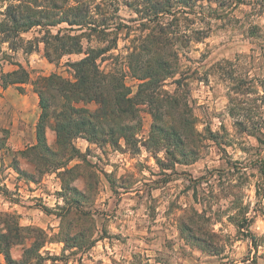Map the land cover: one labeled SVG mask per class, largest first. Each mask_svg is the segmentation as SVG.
I'll use <instances>...</instances> for the list:
<instances>
[{
  "label": "rangeland",
  "instance_id": "374dc122",
  "mask_svg": "<svg viewBox=\"0 0 264 264\" xmlns=\"http://www.w3.org/2000/svg\"><path fill=\"white\" fill-rule=\"evenodd\" d=\"M80 2L96 31L57 23L79 6L72 0H0L7 27L9 6L41 20L19 37L0 34V234H10L6 219L23 228L14 226L23 243L11 257L26 260L38 234L41 258L27 263L264 264V0ZM153 2L168 13L153 16ZM58 30L77 37L80 52L49 62L43 43ZM91 48L103 49L96 62L115 76L113 92L133 98L130 114L94 121L99 104L77 102L70 120L85 126L60 148L53 125L69 102L51 88L37 144L34 81H74L70 62ZM16 64L30 81L2 88ZM120 124L130 126L125 137L108 133Z\"/></svg>",
  "mask_w": 264,
  "mask_h": 264
},
{
  "label": "trees",
  "instance_id": "16d2710c",
  "mask_svg": "<svg viewBox=\"0 0 264 264\" xmlns=\"http://www.w3.org/2000/svg\"><path fill=\"white\" fill-rule=\"evenodd\" d=\"M72 1H74L75 3H80L79 6H70L69 10L72 9L71 13L69 15L66 14L62 18H59V22H56H67L68 25L79 26L86 24L92 30L96 31V27L100 26L97 23L95 24L94 20H92L93 18H91L90 16L92 8L91 5L86 2H80V0ZM81 5H83V8L80 7ZM19 8L20 9H18V6H14L13 8H10L9 6L7 9V11L9 12L11 10L9 14L7 13L5 15L8 16V20L11 23L10 27L6 26V22H0V34H3V39H5V41H7L10 36L19 37V29H28L34 25H39V22L41 21L37 18L32 19L26 14H23L24 7L21 4H19ZM16 9L18 10L17 12H15ZM150 9L153 16L155 17H160L163 14L168 13L167 7L161 2H153ZM104 28L107 27L104 25ZM151 38L153 46H157L161 44L164 36L159 33L152 36ZM66 39H68L69 41H67ZM43 44V55L49 62L59 60L65 54L80 52L77 37L70 35H61L60 30H58L56 34H48ZM101 52H103V49L94 50L93 48H91L84 57L80 58L77 61L70 62V66L73 69L72 76L74 78V81L66 80L56 74H51L49 76H40L37 78V80L34 81L40 99L39 106L42 110L40 114V121L36 127L37 144L42 145L44 140L43 121L46 119V117H48L44 94L51 88L56 89L57 92L62 95L64 101L69 102V104L67 103L68 110L66 112L58 113L56 123H54L53 125L56 131V142L58 146H65V144L70 139L71 131L73 130V128L75 129V133H82L81 126H85V120H70V115L79 112L80 110L78 108H75V104L77 102L86 101L96 102L99 104V110L88 113L90 119L94 121H97V118H99L107 122H114L115 120H120L121 122L130 114V103L132 102L133 98L129 97L128 94L123 93L121 90H116V92H113V89L117 87V85H114V83H112L113 81H115V76L99 70L98 64L96 62L99 56L98 54ZM16 65L17 69L7 72L3 75L5 84L1 86L2 88H5L7 85L23 84L30 81L28 71L20 64ZM8 75H13L15 77L13 79L8 78ZM145 76L146 74L142 75V78L145 79ZM123 87L125 88V86ZM92 120L89 121L92 122ZM126 127L130 126L123 124L118 125L116 128L114 126H110V128L108 129V133L120 132L122 134L121 131H124ZM95 129L96 128L94 124L90 125V130ZM101 131L103 132L104 129H102ZM171 133L175 134L174 131H172ZM121 136L125 137V134H122ZM35 148L36 146L33 145L29 149L34 150ZM45 150H49V148L46 146ZM37 155H39L40 157L41 154L38 153ZM41 157L44 156L42 155ZM259 171L261 175H264L263 166L259 168ZM73 202L75 203V207L79 209V201L77 199H73ZM10 220L11 219L5 220L6 231L10 234H0V242L3 241L5 244V247L0 248V253H2L6 264H24L27 263L30 257H35L37 259L41 258V255L37 253V249L42 246L43 241H40L38 234L32 236L30 245L25 249V254H27L26 260H15L11 257L9 247L14 244L23 243V237H21V240H17L18 234L15 232L14 226H16V229L18 230H22L23 228L19 226L18 223H16V225L13 224V222L10 223ZM28 229L34 232L38 231L36 228L32 227H29ZM27 264H32V262H29Z\"/></svg>",
  "mask_w": 264,
  "mask_h": 264
}]
</instances>
